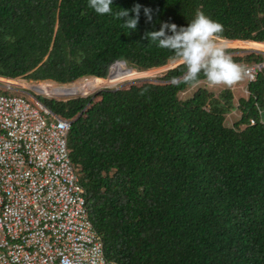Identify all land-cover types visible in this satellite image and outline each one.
Returning <instances> with one entry per match:
<instances>
[{
  "label": "trees",
  "instance_id": "1",
  "mask_svg": "<svg viewBox=\"0 0 264 264\" xmlns=\"http://www.w3.org/2000/svg\"><path fill=\"white\" fill-rule=\"evenodd\" d=\"M136 4L142 7L132 32L114 16L122 9L135 18ZM111 7L112 14L99 15L88 0H0V77L59 85L92 77L28 87L79 97L38 100L71 121L69 157L105 258L117 264H264V67L237 105L228 89L215 95L198 87L181 98L192 86L170 79L182 75V65L155 82L81 97L117 61L138 71L170 64L172 53L145 33L164 22L186 27L197 9L223 25L225 49L264 52V0H113ZM144 8L153 10L151 22ZM232 58L264 62L258 55ZM233 111L240 117L227 126L225 116Z\"/></svg>",
  "mask_w": 264,
  "mask_h": 264
},
{
  "label": "built area",
  "instance_id": "2",
  "mask_svg": "<svg viewBox=\"0 0 264 264\" xmlns=\"http://www.w3.org/2000/svg\"><path fill=\"white\" fill-rule=\"evenodd\" d=\"M262 67H247V80ZM0 79V264H117L88 217L71 121Z\"/></svg>",
  "mask_w": 264,
  "mask_h": 264
},
{
  "label": "clouds",
  "instance_id": "3",
  "mask_svg": "<svg viewBox=\"0 0 264 264\" xmlns=\"http://www.w3.org/2000/svg\"><path fill=\"white\" fill-rule=\"evenodd\" d=\"M113 0H88V7L99 15L112 14ZM141 5L136 4L131 9L135 18H130L129 11L115 13L114 18L122 21L121 27L135 31L139 22ZM152 9L144 8L147 21H152ZM171 33V35L167 33ZM223 25L206 16L197 9L194 19L186 27H177L172 23H161L159 31L145 33L144 38L156 43L161 49H166L172 55L170 61L182 65V75L172 77L170 83L178 86L183 83L195 87L201 74L210 87H233L249 76L248 70L234 62L232 56L220 43ZM264 67V66H263ZM129 68V67H128ZM259 109V105L256 106ZM264 117V111L260 112Z\"/></svg>",
  "mask_w": 264,
  "mask_h": 264
},
{
  "label": "rangeland",
  "instance_id": "4",
  "mask_svg": "<svg viewBox=\"0 0 264 264\" xmlns=\"http://www.w3.org/2000/svg\"><path fill=\"white\" fill-rule=\"evenodd\" d=\"M220 40H223V39H220ZM227 52L228 50H230V52H228L232 57H239V58H243L245 56H248V55H258L260 56L263 61H264V52H260V51H254V50H248V49H244V48H239V47H231V48H226ZM242 66H244L245 68L251 66V65H254L255 63L254 62H247L245 60L241 61V62H236ZM175 65L173 64L172 62L168 65ZM261 66H264V62H262V64H260ZM117 66V70L116 71V67ZM122 65H114L112 68H111V74L108 78H106L105 80H101V79H98L100 82L95 85V87L90 90L89 94L86 96L83 95L81 97L83 98H86V97H89L91 95H94V94H97L99 91H102L103 89L105 88H111V89H115V88H118V87H123V86H129L130 84H139V81L140 82H155V81H158V78L162 76L163 72L166 71L165 68H158V69H152V70H146V71H138L136 69H132V68H128L130 70H136L135 73L137 72H152V73H149V75L143 77V78H137V79H123V77H126L128 75H130L131 73H127L126 72V68L125 69H122ZM166 67V66H165ZM263 68V67H262ZM123 72L119 73V71H122ZM124 74V75H123ZM123 75V76H122ZM86 79H92L91 78H82V79H79L73 83H70V84H65V85H59V84H56L54 82H50V81H43V82H35V81H30V80H27V79H24V78H16L15 80H18L19 83L21 84H25L26 88H24V85L22 86H16L15 88L18 90L16 92L18 93H22L24 94L27 98H30V99H34V98H38L40 99L41 101L43 99L45 100H57V101H66V100H69V99H74V98H79V97H68V98H57V97H53V96H47V95H43V94H40L34 90H32L30 87L28 86H33V87H39L40 85H51L53 87H58V86H70L72 84L76 85V84H79L81 83L82 81L86 80ZM131 81V82H129ZM248 80L247 78H245L244 80H242L241 82H239L238 84L234 85L233 87L229 88V87H225L223 85L221 86H216V87H210L206 82L205 80L201 81L198 85H196L195 87H191L188 91V93H184V94H181V98H185V97H188L189 96V92H192L194 90H196V88L198 87H204L206 88L207 90H209L210 92L214 93L215 95H219V93L223 90H230L232 92V95H233V103L234 105H237V101L238 99L241 97V96H244L245 95V90H246V84H247ZM240 117V114L237 112V111H233L232 113H230L229 115H226L225 116V123L227 126H231L235 121H237Z\"/></svg>",
  "mask_w": 264,
  "mask_h": 264
},
{
  "label": "water",
  "instance_id": "5",
  "mask_svg": "<svg viewBox=\"0 0 264 264\" xmlns=\"http://www.w3.org/2000/svg\"><path fill=\"white\" fill-rule=\"evenodd\" d=\"M114 65H122L123 67H125L126 69H127V71H129L130 69H128L127 68V66H126V64H125V62L124 61H117V62H115L112 66H114ZM177 65L175 64V65H167L166 67L164 66V67H162L163 69L165 68V70H170V69H172V68H174V67H176ZM112 68V67H111ZM111 68L109 69V72H108V75H107V78L110 76V74H111ZM119 88H121V87H118V88H115L114 90H118Z\"/></svg>",
  "mask_w": 264,
  "mask_h": 264
},
{
  "label": "bare ground",
  "instance_id": "6",
  "mask_svg": "<svg viewBox=\"0 0 264 264\" xmlns=\"http://www.w3.org/2000/svg\"><path fill=\"white\" fill-rule=\"evenodd\" d=\"M231 42V41H230ZM238 42V41H237ZM237 42H232V43H237ZM111 67H113V66H111ZM126 72L127 73H131V74H134L135 73V70H129V71H127L126 70ZM13 80V79H12ZM0 81H2L1 79H0ZM14 81H16V80H14ZM3 82H7V83H10V80L9 79H5V81H3ZM129 82H131V81H129Z\"/></svg>",
  "mask_w": 264,
  "mask_h": 264
}]
</instances>
